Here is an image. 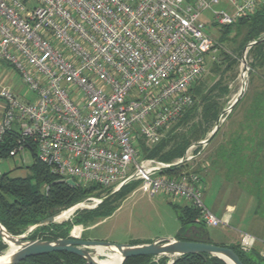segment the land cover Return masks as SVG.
I'll return each mask as SVG.
<instances>
[{
    "label": "built area",
    "instance_id": "built-area-1",
    "mask_svg": "<svg viewBox=\"0 0 264 264\" xmlns=\"http://www.w3.org/2000/svg\"><path fill=\"white\" fill-rule=\"evenodd\" d=\"M220 1L0 0V60L35 94L23 101L0 90V140L18 130L10 155L31 141L38 159L75 185L113 190L139 179L151 193L188 201L196 222L227 224L204 204L198 172L162 175L166 163L141 157L136 147L138 138L157 142L193 103L189 88L213 48L202 13L210 9L215 23L228 25L264 2L223 0L229 9L213 10ZM203 139L186 149V161L207 145ZM255 240L243 234L240 248Z\"/></svg>",
    "mask_w": 264,
    "mask_h": 264
},
{
    "label": "trees",
    "instance_id": "trees-1",
    "mask_svg": "<svg viewBox=\"0 0 264 264\" xmlns=\"http://www.w3.org/2000/svg\"><path fill=\"white\" fill-rule=\"evenodd\" d=\"M221 26L227 32H230L232 28L236 30L235 41H233L237 43L234 50L237 53L240 52L248 42L264 38V2L257 7L254 13L241 17L231 24ZM237 38H239L238 41L236 40ZM221 53L223 56L217 57V60L220 63L226 64L223 71H221V74H223L225 69H228L229 62L235 63V60L226 52L222 51ZM250 53L254 55V59L256 60L253 66L257 65L262 68L264 66V40L253 44L247 51V54ZM217 70L220 71L219 66ZM198 79L189 88V93L193 99L192 105L186 107L179 117L162 129V137L157 142L145 144L141 138L136 140V147L141 157L155 159L163 163L174 162L177 158L184 155L186 149L193 141L203 137L216 121L221 110V104L215 98L217 94H213V91L219 87L220 82L214 84L212 89L204 91V89L202 90L194 84ZM218 90L225 92L226 87L223 86ZM256 100H264V94L258 96ZM240 101L241 99L238 102ZM220 128L221 126H219L214 135L218 133ZM262 129L264 132V126ZM17 138L18 130L14 128L7 132L2 140H0V160L14 156L10 155L9 152L16 146ZM237 143L234 142V145L236 144L237 146ZM24 148L31 153L32 161L27 166L29 173L25 176H12L11 171L0 174V223L12 234H22L29 226L62 212L76 202H80L86 197V193L95 187L100 188L94 184L71 186L64 181L55 182L57 179L63 178L54 174L48 165L38 159L35 144L31 141H26L24 142ZM246 148L248 151L243 165L238 168V165L235 164V161H238L239 153H237L238 155L236 154L234 158L232 157L234 165L228 167L232 170L228 174L232 173L231 175L245 177L248 188L260 201L264 198V138L262 140L247 141ZM196 152L197 150L194 151V153ZM185 164L184 162L164 169L162 170V175L176 177L183 172ZM237 168L241 169V171H238ZM123 186L115 193L119 194L123 191ZM111 190V188L102 189V193L107 194ZM132 190V188H129L122 198ZM110 197L100 202L94 210L79 214V218L75 221L78 222L81 219L98 220L112 214L118 207V204L112 205ZM177 216L181 226L189 224L208 228L205 224L195 221L198 211L190 204L178 207ZM66 237H69L68 228L59 227L54 223L51 224L50 228L38 226L26 235V239L43 240ZM219 245L231 247L244 264H264V257L260 254L258 248H250L248 251H244L240 248L239 242L230 244L220 243ZM3 246L0 242V249ZM151 257L153 255L132 256L126 258L123 264H167L169 260L168 256L163 255L159 263H154L151 261ZM16 264L90 263L76 254L57 251L30 256ZM172 264L227 263L217 256L205 255V258H203L198 254L189 253L177 257Z\"/></svg>",
    "mask_w": 264,
    "mask_h": 264
},
{
    "label": "rangeland",
    "instance_id": "rangeland-1",
    "mask_svg": "<svg viewBox=\"0 0 264 264\" xmlns=\"http://www.w3.org/2000/svg\"><path fill=\"white\" fill-rule=\"evenodd\" d=\"M35 5L36 4L33 1L28 3V6L31 8ZM211 8L213 10L229 9L223 0L219 3L213 4ZM202 20L205 22V31L209 34L212 40L213 48L211 52L206 55V69L204 73L194 84L205 91L210 88L212 89L214 84L220 82L219 87L214 89L213 94H217L215 98L221 104V112L222 109L225 108L239 92L242 82L246 78L247 86L245 93L242 96L241 101L234 107L239 108V110L242 111L245 106L242 105V102L245 103L252 101L258 87H261L262 84H264V77L261 76V67L257 65L254 67L253 65L256 62L254 55L252 53L247 54L245 77L243 78V63L241 61L243 48L238 53L234 50L237 43H234L236 30L232 28L230 32H227L223 26L217 23L215 24L213 14L210 9H207L202 13ZM236 40L238 41L239 38ZM222 51L229 54L235 60V63L229 62V67L226 66L228 69H225L223 74H221V71H223L226 64L220 63V61L217 60V57L223 56L221 53ZM213 55L214 59H211ZM218 66L220 71L217 70ZM7 68L10 69V67ZM3 84L6 85L7 81ZM223 86L226 87V90L225 92H220L218 89ZM224 114L223 121L220 125L221 127L226 122L230 112ZM214 123L203 137L193 141L191 144L207 137L210 134ZM196 150L197 152L193 154V157L190 160L185 161L186 164L183 171L192 170L199 173L202 178V189H204V204L218 218L222 219L221 212L226 209L225 203L222 202V197L219 194L216 195L214 190L205 184L207 183L206 162L208 146H199L196 147ZM178 159L179 158L176 160ZM31 161V153L29 150H24L15 154L13 157L2 159L0 160V174L11 171L12 176H25L29 173L27 166L31 164ZM142 185L143 184L139 179H131L126 182L123 186V191L119 194L115 193L110 197L112 205L118 204V207L112 212V214L105 218H100L98 220L81 219L78 222L75 221L79 218V214L82 212L94 210L99 204L97 199L110 193H102V189L95 187L86 193V197L80 201L82 204L74 208L64 218L56 219L55 222L43 223L39 226L41 228H50L51 224L54 223L59 227H67L68 234L72 233L77 238H82V236L86 238L90 237L91 239L103 240L115 244L147 243L162 237H167L166 235L168 234H173L174 232L177 233L181 227L176 228L177 225H179L177 209L178 207L183 206L186 203V200L164 192L151 193L149 190L144 189ZM129 188H132L133 190L122 198L123 194L126 193ZM241 199L242 198L235 202L236 209L229 215L227 224H218L217 226L208 227L209 234L211 238H214V242L219 244L227 243L228 239H231L232 243L239 242V233L234 229V226L238 223L243 225V222L240 221H243L242 214L244 205H241V202L244 201H241ZM229 235L231 238H229ZM0 242L4 245L2 249H0V255H2L5 253L8 244L3 241L1 237ZM260 245L261 243L258 240H255L251 248H258L260 254L264 257V247L263 249H260ZM103 254L104 255H100V259L102 260L108 258L106 255L117 254V252L104 251ZM161 260L162 256L151 257V261L154 263H159ZM168 262L169 260L167 263Z\"/></svg>",
    "mask_w": 264,
    "mask_h": 264
},
{
    "label": "water",
    "instance_id": "water-1",
    "mask_svg": "<svg viewBox=\"0 0 264 264\" xmlns=\"http://www.w3.org/2000/svg\"><path fill=\"white\" fill-rule=\"evenodd\" d=\"M263 40L264 38L258 41L253 40L251 42H248L244 46L241 59L242 63L244 64V69H246V56L248 49L253 44H256ZM246 86L247 80H243L239 92L235 95L232 101L219 113L210 134L203 139V143L208 144V142L222 123L221 116L233 109L235 104L244 95ZM185 161L186 157L185 155H183L174 162L166 163L161 167L160 170L173 167L175 165L184 163ZM61 181H64L71 186H75V182L72 179H57L55 182ZM128 181V179L124 180L118 187L111 190V192L104 197L97 199V201L100 203L109 198ZM80 204H82V202L73 204L72 206L54 215L53 217L50 216L36 224L29 226L22 234H12L8 230H6V228L0 223V236L2 240L7 244L9 241L15 246L14 249L8 254H6V252L9 247H7L4 254L0 255V264H16L17 262L25 260L30 256L57 251H66L76 254L84 258L90 264H102L100 262V255H104V251L118 252L120 254V261L118 264H123L125 259L128 257L139 255L168 256L169 262L167 264H172L177 257L189 253L198 254L203 258H205V255L217 256L223 259L227 264H244L239 258L238 254L231 247L213 243L211 241L208 228L189 224L182 225L175 236L162 237L147 243L141 242L115 244L103 240L77 238L73 234H69V237L66 238H58L54 240L26 239V235L33 231L39 225L48 222H55L57 216L61 215L64 212L70 213ZM97 249H101L102 252H98Z\"/></svg>",
    "mask_w": 264,
    "mask_h": 264
},
{
    "label": "crops",
    "instance_id": "crops-1",
    "mask_svg": "<svg viewBox=\"0 0 264 264\" xmlns=\"http://www.w3.org/2000/svg\"><path fill=\"white\" fill-rule=\"evenodd\" d=\"M7 67H10L7 68ZM261 76L264 77V66L261 68ZM19 74L12 66L0 60V90L3 87L10 88L14 94L23 101H32L35 94L30 92L22 83ZM7 81V84L3 83ZM258 87V86H257ZM264 94V84L258 87L252 101L242 102L243 110L239 108L232 109L224 125L220 128L213 138L208 142L207 162H206V186L211 187L216 195H220L222 202L225 203L226 209L221 212L222 218L229 217L231 212L235 211L236 201L240 200L243 208V225L238 223L234 229L239 233V241L243 234H250L261 243V248L264 247V198L259 201L254 193L247 186L245 177L231 175L232 172L228 167L234 165V158L237 153L238 161H235L240 168L244 163L247 155L246 142L262 140L264 138V100L257 101L256 98ZM241 105V104H240ZM4 110V101L0 97V117ZM234 142H238L237 146ZM242 142V143H241ZM242 149V150H241ZM241 171V169H238ZM205 188V187H204ZM204 191V189H203ZM238 204V202H237ZM184 205H189L186 201ZM246 206V208H245ZM178 220V219H177ZM246 220V221H244ZM180 227V221L178 220ZM173 234L166 235L167 237L175 236ZM211 237V236H210ZM91 239L90 237H82ZM229 238L231 236L229 235ZM214 242V238H211ZM232 243L231 239L227 243Z\"/></svg>",
    "mask_w": 264,
    "mask_h": 264
},
{
    "label": "bare ground",
    "instance_id": "bare-ground-1",
    "mask_svg": "<svg viewBox=\"0 0 264 264\" xmlns=\"http://www.w3.org/2000/svg\"><path fill=\"white\" fill-rule=\"evenodd\" d=\"M242 76H243V78L245 77V69H244V64H243V69H242ZM245 80H246V78H245ZM69 213L68 212H64V213H62L61 215H59V216H57L56 217V219H61V218H64L66 215H68ZM8 250H7V252H6V254H8L10 251H12L13 249H14V245L12 244V243H10L9 241H8ZM98 250V252H102L101 251V249H97ZM108 258H106V259H104V260H102L101 259V263L102 264H118L119 263V261H120V254L117 252V254H108V255H106ZM105 256V257H106ZM5 257V256H4Z\"/></svg>",
    "mask_w": 264,
    "mask_h": 264
}]
</instances>
